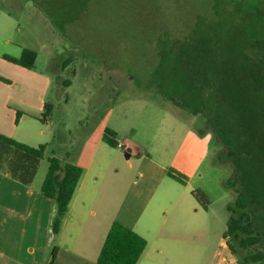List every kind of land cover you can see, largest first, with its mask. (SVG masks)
Here are the masks:
<instances>
[{
    "label": "rangeland",
    "instance_id": "1",
    "mask_svg": "<svg viewBox=\"0 0 264 264\" xmlns=\"http://www.w3.org/2000/svg\"><path fill=\"white\" fill-rule=\"evenodd\" d=\"M24 48L36 53L31 77L50 79L49 122L27 144L44 146L35 186L49 158L84 165L96 148L86 180L110 219L167 200L163 231L184 244L197 227L209 263L235 170L261 240L250 253L264 254V0H0V53Z\"/></svg>",
    "mask_w": 264,
    "mask_h": 264
},
{
    "label": "crops",
    "instance_id": "2",
    "mask_svg": "<svg viewBox=\"0 0 264 264\" xmlns=\"http://www.w3.org/2000/svg\"><path fill=\"white\" fill-rule=\"evenodd\" d=\"M1 41L8 44L10 39ZM4 55L0 53V77L9 80L14 72L10 67L15 64L4 60ZM16 66L20 67L17 73L24 75L21 83L0 81V134L28 144L35 136L44 134L38 123L42 122L40 118L45 112L43 106L47 103L45 94L50 79L47 74L40 73L41 83H37L31 77L36 72L35 65L32 70ZM16 112L20 115L15 123ZM49 115L44 123L49 122ZM136 149L133 145H127V156H131ZM99 157L102 158V155L98 156L95 148L86 157L84 165H76L82 169V175L56 235H53L51 226L54 205L39 192L40 185L27 187L7 175L0 176V264H97L96 259L110 224L116 221L108 216L107 206L103 208L95 201V188L88 185L86 180L89 170L97 168ZM160 202L164 207L167 205V200L160 199ZM164 207L152 204L146 213L147 202L143 200L141 207L126 220L116 221L146 241L137 264H237L223 235L211 262L199 263L198 246L194 242L199 234L197 227L190 225L185 230L188 241L182 244L174 232L163 231L156 211L161 216L165 213ZM54 251L55 256L51 261Z\"/></svg>",
    "mask_w": 264,
    "mask_h": 264
},
{
    "label": "trees",
    "instance_id": "3",
    "mask_svg": "<svg viewBox=\"0 0 264 264\" xmlns=\"http://www.w3.org/2000/svg\"><path fill=\"white\" fill-rule=\"evenodd\" d=\"M2 58L12 64L32 70L36 53L23 49L19 58L7 55ZM0 81L10 83L9 80L2 77H0ZM177 105L183 106L182 104ZM43 108L45 112L40 118L42 122L49 115L51 105L45 103ZM19 115V112H16L15 123ZM214 136L217 138L215 133ZM103 140L110 147H115V142L108 133L103 136ZM223 151L225 153V148ZM223 153H218L217 158L221 159ZM43 157L44 146L31 147L0 134V176L7 175L21 185L31 187L38 164ZM81 175L82 169L76 165L70 163L63 165L54 157L48 159V168L39 187V192L50 199L54 205L55 213L51 224L53 235H56L61 229ZM236 184H238V177L234 170L230 176L227 189L232 190L236 196L234 201L226 206L228 218L223 238L226 239L227 247L232 256L235 257L237 264H264V254L250 253L253 246L260 244V235L253 225L246 195L235 187ZM199 197L202 196L199 195ZM145 246L144 238L114 221L110 224L96 262L97 264H137ZM54 256L55 251L52 252L51 261Z\"/></svg>",
    "mask_w": 264,
    "mask_h": 264
},
{
    "label": "built area",
    "instance_id": "4",
    "mask_svg": "<svg viewBox=\"0 0 264 264\" xmlns=\"http://www.w3.org/2000/svg\"><path fill=\"white\" fill-rule=\"evenodd\" d=\"M116 147H117V148H122V147H123V144H121V143H117V144H116Z\"/></svg>",
    "mask_w": 264,
    "mask_h": 264
}]
</instances>
